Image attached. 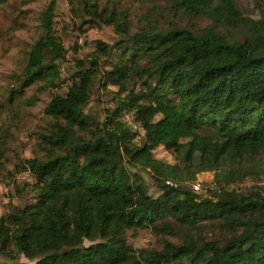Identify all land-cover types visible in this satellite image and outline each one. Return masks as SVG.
Segmentation results:
<instances>
[{"label": "trees", "instance_id": "16d2710c", "mask_svg": "<svg viewBox=\"0 0 264 264\" xmlns=\"http://www.w3.org/2000/svg\"><path fill=\"white\" fill-rule=\"evenodd\" d=\"M57 1L42 13L41 36L8 97L14 104L42 84L52 92L44 110L52 123L40 137L44 156L16 166L34 180L33 202L0 219V255L35 264H264V195L231 189L264 168V21L245 16L236 0H153L139 26L118 0H75L80 33L110 27L118 40L75 57L62 87L59 66L70 68L54 30ZM162 3L211 24H155ZM97 85L117 101L102 123L85 113ZM126 113L144 131L139 144ZM159 148L177 163L156 159ZM139 166L154 173L160 196L129 169ZM212 171L222 180L214 190L199 181ZM177 228L181 242L161 250L135 251L126 240L145 229L179 239Z\"/></svg>", "mask_w": 264, "mask_h": 264}, {"label": "rangeland", "instance_id": "374dc122", "mask_svg": "<svg viewBox=\"0 0 264 264\" xmlns=\"http://www.w3.org/2000/svg\"><path fill=\"white\" fill-rule=\"evenodd\" d=\"M103 2L107 0H101ZM123 8L128 9L133 24H147L145 14L153 7V0H118ZM238 8L245 16L256 21H264L263 0H236ZM51 0H6L0 7V219L9 215L16 207H24L33 202L34 194L30 191L34 180L29 173L17 172L16 166L28 159L42 158L44 156L41 147V135L47 133L52 120L47 117L44 110L50 102L52 92L45 90L42 84L25 89L24 98L9 103V93L13 87H19V78L26 66L28 53L41 36L40 18ZM75 0H58L55 9L54 30L60 37L67 51L66 61L70 72L74 70V58H84L91 54L98 42L112 45L118 40L112 28L84 27L85 34L78 31L80 24L72 20L71 8ZM153 23L162 26L176 24L180 28H188L198 31L210 26L206 19L191 18L187 15L176 14L167 10L162 3L152 17ZM223 34L230 40L235 34L230 29H224ZM242 40V37L239 38ZM78 48V52H74ZM112 89L111 92H116ZM109 91L101 90L99 85L94 90L92 101L86 106L85 113L93 121L102 123L105 120V111L114 109L117 101ZM122 121L139 137L136 143H140L144 131L135 122V115L126 113ZM156 159L176 164L173 152L163 148L155 151ZM255 162L252 166H255ZM130 171L139 173L143 182L147 185L149 193L158 197L162 193L161 186L155 181L154 173L142 166L138 170L129 167ZM216 172L205 173L199 176V181L204 182L205 187L216 189L222 180L216 179ZM219 174V172H217ZM173 180V179H167ZM166 181V182H167ZM187 186L191 182H185ZM184 183V184H185ZM166 185H169L166 183ZM197 185V184H196ZM195 185V186H196ZM195 189V188H194ZM231 189L239 194L258 193L264 195V168L251 169L250 174L233 183ZM196 190V189H195ZM176 227V224H173ZM179 239L172 236H158L151 229L130 231L126 240L135 250H161L165 241L181 242V236L185 233L177 228ZM88 245L89 243L86 242ZM35 264L24 256L19 260H8L0 255V264Z\"/></svg>", "mask_w": 264, "mask_h": 264}, {"label": "built area", "instance_id": "2783aa9c", "mask_svg": "<svg viewBox=\"0 0 264 264\" xmlns=\"http://www.w3.org/2000/svg\"><path fill=\"white\" fill-rule=\"evenodd\" d=\"M59 75L62 87H67L70 84L69 69L66 63H62L59 66ZM169 185H173L171 182H167ZM196 190H199V185L194 186Z\"/></svg>", "mask_w": 264, "mask_h": 264}]
</instances>
